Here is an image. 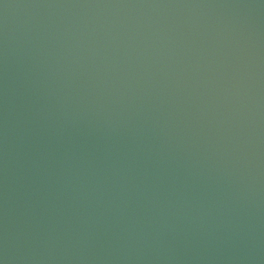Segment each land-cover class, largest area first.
<instances>
[{"label":"water","instance_id":"1","mask_svg":"<svg viewBox=\"0 0 264 264\" xmlns=\"http://www.w3.org/2000/svg\"><path fill=\"white\" fill-rule=\"evenodd\" d=\"M0 264H264V0H0Z\"/></svg>","mask_w":264,"mask_h":264}]
</instances>
